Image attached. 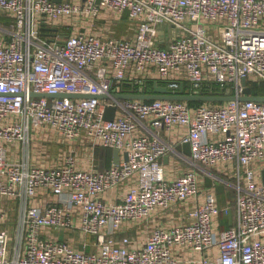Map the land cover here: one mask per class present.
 <instances>
[{
  "label": "built area",
  "instance_id": "1",
  "mask_svg": "<svg viewBox=\"0 0 264 264\" xmlns=\"http://www.w3.org/2000/svg\"><path fill=\"white\" fill-rule=\"evenodd\" d=\"M104 13H127L135 36H104ZM0 16V264H264V102L97 97L125 81L144 92L148 79L242 95L244 78L264 82V0H0ZM57 93L93 97L36 96ZM162 129L191 145L175 177ZM33 130L93 153L119 149L120 162L54 159L32 146ZM217 183L236 193L224 229L231 208ZM45 195L52 200L39 203ZM162 214L170 224L152 226ZM142 223L147 231L131 237Z\"/></svg>",
  "mask_w": 264,
  "mask_h": 264
},
{
  "label": "crops",
  "instance_id": "2",
  "mask_svg": "<svg viewBox=\"0 0 264 264\" xmlns=\"http://www.w3.org/2000/svg\"><path fill=\"white\" fill-rule=\"evenodd\" d=\"M97 28H100V30L103 31L104 36L112 35V36H117V37L123 36L127 38H133L136 34L137 25L135 22L130 20L129 15L127 13L124 14L120 18H112L107 13H104V19L98 23ZM126 82L131 83L132 85L135 86L133 81H125L124 83ZM120 90H121L120 91L121 93L133 92V88L132 90L125 91L122 88V85H120ZM157 131L159 132L162 138H165L167 141L172 142L174 144V150H172L170 154L163 159V162L168 168L167 170H168L169 176L175 177L178 174L182 173L185 169L189 168L190 166V163H188L187 159L183 158L180 155L181 152L185 153V151L183 149L178 148L179 145H182L180 144L181 143L180 137H181V134H183V131L182 133H179V132L170 133L164 129L157 130ZM46 142L47 144H44L45 150L47 153L50 154L51 157H54V159H59L61 155L73 154V155H76L77 158H79V160L81 161V165L83 167H91L94 164L96 169H101L100 167V162L102 163V156H101L102 149L101 148L103 147H100V149L97 148L95 150V153H93V151L82 141H78L75 143H67V142H64L63 140L57 141L56 138H53L52 136V137L47 138ZM108 149H110L109 152H111V156L109 157V159L106 160L107 161L106 163L109 165H113L114 164V156H113L114 149H111V148H108ZM53 151H56V152H53ZM105 158L106 157L104 155V161H105ZM122 192H123V187L113 190L109 193V198L114 197L116 194H122ZM50 200H52V197H49L47 195L38 197V202L41 204H44L45 202H48ZM222 207H229V204L227 203V205L225 204ZM170 222L171 221L169 220L168 217H166V214L165 215L162 214L159 216L157 215L156 219L151 222V225L156 226L157 224H170ZM146 227L147 225L142 223L141 225H138L135 229H132L131 231H129L128 234L134 238L141 237V233L147 231ZM65 238L67 239L69 237L66 235Z\"/></svg>",
  "mask_w": 264,
  "mask_h": 264
},
{
  "label": "water",
  "instance_id": "3",
  "mask_svg": "<svg viewBox=\"0 0 264 264\" xmlns=\"http://www.w3.org/2000/svg\"><path fill=\"white\" fill-rule=\"evenodd\" d=\"M55 2H61L62 0H54ZM64 42V41H61ZM243 85H244V91L242 95H236V94H228L224 90L214 92L212 94H193V93H187L185 89V83H181L180 89L178 91H173L168 88V86L160 84L157 80L154 82L153 91L152 92H136L133 91L131 93H115L111 96L108 94H101L97 97L100 99H139V100H145V101H151V100H178V101H186V102H193V101H201V102H229L234 100L239 101H257V102H264V95H255L253 94V88L251 85L248 84V81L246 78L243 79ZM36 96H46V97H72V98H78V97H93L90 94H67V93H57V94H36ZM117 105H109L106 109L105 113V119L112 120L116 117V111H117ZM179 149H183L185 153L188 156H191V145L190 143H184L182 145L178 146ZM113 156H114V164H118L121 159L120 150L114 149L113 150ZM125 158H127V155H125ZM263 173V181H264V170ZM205 185L207 187H213L214 181L213 178L210 176L205 177ZM216 191L218 194H221L225 191V185L222 183H217L215 185ZM229 219H230V226H233V220H234V212L233 209L229 210Z\"/></svg>",
  "mask_w": 264,
  "mask_h": 264
},
{
  "label": "trees",
  "instance_id": "4",
  "mask_svg": "<svg viewBox=\"0 0 264 264\" xmlns=\"http://www.w3.org/2000/svg\"><path fill=\"white\" fill-rule=\"evenodd\" d=\"M7 21H8L7 18H5L3 16L2 17L0 16V25L7 23ZM155 81H156V79H148L146 81V83H145V87H144L143 91L144 92L145 91L146 92H152ZM157 81L160 84L166 85L165 81H162V80H157ZM248 84L252 86L253 94H255V95H264V82H260V83L259 82H248ZM122 88L125 91L132 90V88H133V91H136V92L140 91L138 86H134V85H132L131 83H128V82L123 83L122 84ZM185 89H186L187 93H189L191 91L190 90V85H189V83L187 81H185ZM218 91H221V88L219 86H217V84H216V86L213 85L211 89H209V87L205 88L204 93L212 94V93L218 92ZM203 103H205V102H201V101L190 102V104L193 105V106L201 105ZM213 103H221V102H213ZM101 149H102L101 150V152H102V154H101L102 163L100 162V167H101V169H106V168H109V167L112 166V165H109V164L106 163L107 162L106 160L109 159V157L111 156V152H109L110 149H108V148H101ZM104 155L106 157L105 161H104ZM229 193L232 194V195L230 194V196L232 198L235 197L234 201H233V211H235L236 193H235V191L233 189L229 190ZM13 210H14V212H16V210H17V201L13 202ZM15 217H16V214L14 215V218ZM228 219H229V217L227 218L224 214H222V225L221 226H222L223 229L229 227Z\"/></svg>",
  "mask_w": 264,
  "mask_h": 264
},
{
  "label": "rangeland",
  "instance_id": "5",
  "mask_svg": "<svg viewBox=\"0 0 264 264\" xmlns=\"http://www.w3.org/2000/svg\"><path fill=\"white\" fill-rule=\"evenodd\" d=\"M46 140H47V138L46 137H43V133H42V130H33L32 131V146H33V144L34 143H41V144H47V142H46ZM100 149V148H99ZM53 152H56V151H53ZM230 194L231 193H228V194H225L224 192L223 193H221V194H217V196H218V200L220 199V201H219V203L222 205V206H224L225 204L227 205V203L229 204V207L231 208V209H233V201H234V198L235 197H231L230 196ZM232 195V194H231ZM228 197H229V199H228ZM229 201V202H228ZM171 214H174L175 216H177V214L175 213V211H173V210H170V214H168V216L170 217V215ZM53 231H55V235L58 237V236H61V240H63L64 238H65V236L67 235V234H65L64 232H62V230H53ZM68 236V235H67ZM90 240L91 241H94L95 240V238L94 237H90ZM91 250V249H90Z\"/></svg>",
  "mask_w": 264,
  "mask_h": 264
}]
</instances>
